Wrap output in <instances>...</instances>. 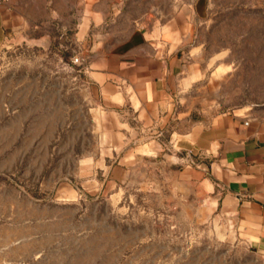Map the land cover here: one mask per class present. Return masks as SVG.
<instances>
[{"label": "rangeland", "instance_id": "374dc122", "mask_svg": "<svg viewBox=\"0 0 264 264\" xmlns=\"http://www.w3.org/2000/svg\"><path fill=\"white\" fill-rule=\"evenodd\" d=\"M205 1L199 105L264 104V0ZM83 56L68 39L0 47V264H264L182 165L139 154L144 135L100 109Z\"/></svg>", "mask_w": 264, "mask_h": 264}, {"label": "crops", "instance_id": "0c3cea01", "mask_svg": "<svg viewBox=\"0 0 264 264\" xmlns=\"http://www.w3.org/2000/svg\"><path fill=\"white\" fill-rule=\"evenodd\" d=\"M206 10L205 0H8L0 47L71 40L86 55L100 109L121 132L144 135L139 154L163 152L166 163L182 165L185 183L213 194L219 212L264 250V104L227 112L199 105L202 68L191 38Z\"/></svg>", "mask_w": 264, "mask_h": 264}, {"label": "built area", "instance_id": "2783aa9c", "mask_svg": "<svg viewBox=\"0 0 264 264\" xmlns=\"http://www.w3.org/2000/svg\"><path fill=\"white\" fill-rule=\"evenodd\" d=\"M8 0H0V4H5L6 2H7ZM81 61V58H74V62H78V61ZM189 163L191 164V165H193V166H198L199 165V163L197 162H195V161H189Z\"/></svg>", "mask_w": 264, "mask_h": 264}]
</instances>
